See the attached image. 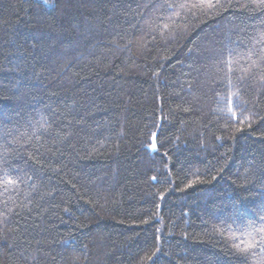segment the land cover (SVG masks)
I'll list each match as a JSON object with an SVG mask.
<instances>
[{"label": "trees", "instance_id": "obj_1", "mask_svg": "<svg viewBox=\"0 0 264 264\" xmlns=\"http://www.w3.org/2000/svg\"><path fill=\"white\" fill-rule=\"evenodd\" d=\"M0 264H264V0H0Z\"/></svg>", "mask_w": 264, "mask_h": 264}, {"label": "water", "instance_id": "obj_2", "mask_svg": "<svg viewBox=\"0 0 264 264\" xmlns=\"http://www.w3.org/2000/svg\"><path fill=\"white\" fill-rule=\"evenodd\" d=\"M147 150L151 152L156 150L155 139L152 141L151 147L147 148Z\"/></svg>", "mask_w": 264, "mask_h": 264}]
</instances>
